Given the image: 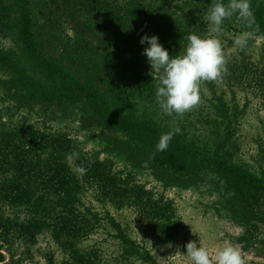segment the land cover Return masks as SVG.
<instances>
[{
	"label": "rangeland",
	"instance_id": "1",
	"mask_svg": "<svg viewBox=\"0 0 264 264\" xmlns=\"http://www.w3.org/2000/svg\"><path fill=\"white\" fill-rule=\"evenodd\" d=\"M211 2L0 0L1 264H190L175 255L190 240L210 252L229 241L244 264H264V39L240 51L234 36L246 29L236 17L225 21L227 74L206 83L199 106L178 121L171 142L184 151L172 155L112 126L82 97L42 95L37 88L56 95L65 85L19 39L24 3L45 62L93 90L114 115L162 135L170 118L155 105L157 80L139 41L154 35L176 55L189 33H208ZM251 2L263 25L264 0ZM71 151L101 179L70 167ZM207 160L253 176L254 195L239 194ZM51 162L63 169L61 185L47 173Z\"/></svg>",
	"mask_w": 264,
	"mask_h": 264
},
{
	"label": "clouds",
	"instance_id": "2",
	"mask_svg": "<svg viewBox=\"0 0 264 264\" xmlns=\"http://www.w3.org/2000/svg\"><path fill=\"white\" fill-rule=\"evenodd\" d=\"M236 17L246 30L234 36V45L244 51L254 39H264L257 35L251 0H212L208 5L204 20L209 24L208 33L204 36L189 33L183 49L176 55L169 52L159 43L158 37L144 35L140 44H147L142 55L150 65V73L157 80L155 88V105L161 117L170 118L167 125L170 130L163 133L156 144V152H165L175 135L181 134L178 121L188 112L199 106L203 86L208 82H218L227 74V59L224 46L219 38L224 33V23ZM155 152L149 159L155 158ZM78 151L66 154L67 164L76 172L84 174L86 168L76 163ZM231 195V193L229 194ZM186 251L175 255L186 257L190 264H244L241 250L237 245L225 241L213 251L197 241H189L184 246Z\"/></svg>",
	"mask_w": 264,
	"mask_h": 264
},
{
	"label": "trees",
	"instance_id": "3",
	"mask_svg": "<svg viewBox=\"0 0 264 264\" xmlns=\"http://www.w3.org/2000/svg\"><path fill=\"white\" fill-rule=\"evenodd\" d=\"M251 6L254 7L256 10V12L254 13L256 21L260 26H263L261 27V29H264V23L263 25H261L262 9L252 2ZM18 19L20 24L19 39L26 52L36 61L42 62V65L48 70L55 73L63 82L66 88V92H62L61 94L56 93V95H52L51 93L49 94L47 93V91L40 90V88H37V90L40 91L42 95H51L55 97L57 96V98H64L66 100H70L71 98L76 97H82L92 107V109L96 113H98L102 118L107 120L109 124L125 132L130 137L147 139L151 142V144L156 147V144L161 134L149 122H130L125 117L114 115V113L106 105V103L93 90L86 88L82 85H74L73 81L68 77L65 72L57 69L52 65H49L42 59L41 53L37 50L33 38L31 36L30 16L27 10V6L24 3H22L19 8ZM57 141H55L54 150H59L58 148H60L59 143ZM182 151H184L183 148L179 149L175 143L170 142L167 151L163 153L166 155H172L179 154ZM56 155L57 152H55V154L51 156L53 157ZM207 164L211 167L214 172L219 174L228 184H230L235 190H237L239 194L246 195L250 193L251 196L254 195L253 192L256 191V180L253 176L245 173L241 169H238L223 162L222 160H207ZM47 168H50V171H48L47 173H54L53 175H51L54 181L59 185L63 184L62 167L60 165H57V163L54 164L53 162H51L47 165ZM85 168L86 170H89V172H92L93 178L101 179V172L97 170H90V165H86ZM2 261L3 255L0 253V264L2 263Z\"/></svg>",
	"mask_w": 264,
	"mask_h": 264
}]
</instances>
